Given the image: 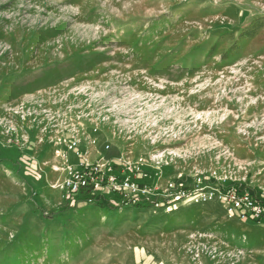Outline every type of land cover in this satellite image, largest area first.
<instances>
[{
  "label": "rangeland",
  "instance_id": "374dc122",
  "mask_svg": "<svg viewBox=\"0 0 264 264\" xmlns=\"http://www.w3.org/2000/svg\"><path fill=\"white\" fill-rule=\"evenodd\" d=\"M72 140L264 201V0H0V264H264V222L220 199L65 191Z\"/></svg>",
  "mask_w": 264,
  "mask_h": 264
},
{
  "label": "built area",
  "instance_id": "2783aa9c",
  "mask_svg": "<svg viewBox=\"0 0 264 264\" xmlns=\"http://www.w3.org/2000/svg\"><path fill=\"white\" fill-rule=\"evenodd\" d=\"M64 144L67 150L74 151L78 159H81L76 165L70 164L66 167L62 188L69 193L75 194L85 190L95 196L108 190L120 194L127 203L138 205L140 202H150L155 207L161 206L166 212L178 210L181 203L217 198L222 201L223 208L230 217L254 223L264 222V201L247 189L228 187L225 191H220L218 188L209 187L204 190L208 186L206 185L188 191L170 179L165 180L163 186L157 183L152 186L146 182L147 173L142 171V159L134 163L123 162L122 174L119 175L108 160L88 163L83 155H80L76 141H64ZM135 173L143 178L142 183L133 177ZM196 181L200 183L201 178Z\"/></svg>",
  "mask_w": 264,
  "mask_h": 264
},
{
  "label": "trees",
  "instance_id": "16d2710c",
  "mask_svg": "<svg viewBox=\"0 0 264 264\" xmlns=\"http://www.w3.org/2000/svg\"><path fill=\"white\" fill-rule=\"evenodd\" d=\"M78 195V197L83 200V201H91L92 198L94 197L93 195L89 194L88 191H80L79 193H75ZM138 208H143L145 205L138 204Z\"/></svg>",
  "mask_w": 264,
  "mask_h": 264
}]
</instances>
